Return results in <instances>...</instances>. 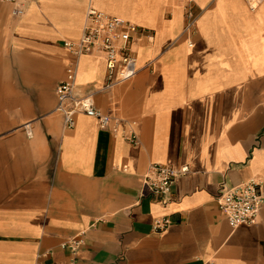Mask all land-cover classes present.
<instances>
[{"label": "crops", "instance_id": "crops-1", "mask_svg": "<svg viewBox=\"0 0 264 264\" xmlns=\"http://www.w3.org/2000/svg\"><path fill=\"white\" fill-rule=\"evenodd\" d=\"M90 8L141 28L138 72L107 91L104 57H80L76 94L112 121L67 130L63 45ZM155 164L189 169L166 204L142 189ZM250 180L264 181V3L28 0L14 16L0 2V264H264V207L232 229L216 201Z\"/></svg>", "mask_w": 264, "mask_h": 264}, {"label": "built area", "instance_id": "built-area-1", "mask_svg": "<svg viewBox=\"0 0 264 264\" xmlns=\"http://www.w3.org/2000/svg\"><path fill=\"white\" fill-rule=\"evenodd\" d=\"M28 0H0L2 4L12 6L14 16H22L24 3ZM249 9L255 11L264 0H245ZM187 24L185 32H190L195 23L192 11L186 13ZM141 33L137 25L117 17H111L103 12L90 8L85 16L81 37L76 42H65L64 48L69 53L71 61L65 70L64 79L56 87V111L63 116V125L67 130L75 126V118L85 115L98 121L100 129H107L111 124L110 115L97 110L90 94H76V76L80 57L93 53L101 54L105 60L106 76L104 90H111L132 78L138 72L137 58L134 52L136 37ZM126 139L137 143V136L130 130ZM189 173L187 166L178 169L165 165H151L149 172L143 178L142 189L162 204L171 199L172 189L178 178ZM216 201L225 215L229 226L235 229L242 225H253L264 207V181L250 180L236 187L222 185ZM167 220H156L153 223L155 231L163 232L168 227ZM78 239L66 243L71 251L76 252L81 245Z\"/></svg>", "mask_w": 264, "mask_h": 264}]
</instances>
